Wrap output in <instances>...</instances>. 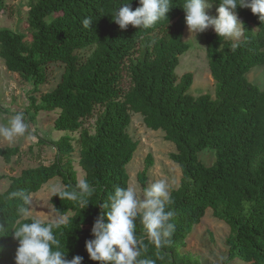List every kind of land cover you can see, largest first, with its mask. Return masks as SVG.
I'll list each match as a JSON object with an SVG mask.
<instances>
[{
  "label": "trees",
  "instance_id": "1",
  "mask_svg": "<svg viewBox=\"0 0 264 264\" xmlns=\"http://www.w3.org/2000/svg\"><path fill=\"white\" fill-rule=\"evenodd\" d=\"M128 0H31L23 33L0 27V58L6 69L31 86L26 114L33 120L40 111L58 110L59 139H39V146L56 149L53 161L21 171L18 176L0 174L9 184L0 192V264H15L18 241L12 231L32 217L18 212L21 201L13 191L34 193L49 180L60 178L65 185L78 182L72 154L71 134L78 133L77 164L95 189L89 205L51 197L55 212L67 215L70 223L54 229L66 258L84 257L83 264H99L88 258L85 241L91 239L94 219L106 211L100 204L115 187H128L126 170L138 141L127 131L133 112L144 125L162 130L174 144L169 159L181 172L180 184L170 191L174 211L170 221L175 231L170 243L156 248L137 221V236L147 245L142 257L155 264H200L191 254L181 252L186 238L203 218L207 208L229 226L228 256L223 264L240 259L241 264H264V89L250 82V70L264 64V21L249 8H237L244 33L239 40L205 33L206 58L215 95L188 93L193 73L180 78L175 69L181 54L189 49L183 40L185 0H171L166 19L151 28L121 30L112 20L115 10ZM219 5V0H209ZM132 10L138 0H130ZM1 7V6H0ZM90 17L93 24L84 28ZM237 47L233 48V44ZM91 48L83 58L79 51ZM63 63L58 84L37 98L39 86L48 81L47 68ZM123 72L130 78L122 87ZM93 121L91 127L85 126ZM204 149L214 151L215 160L206 165L198 158ZM33 151V147L29 148ZM21 155L18 145L0 147V158L12 162ZM152 158L147 156L138 178L145 186ZM50 222V221H49ZM45 223H48L45 222Z\"/></svg>",
  "mask_w": 264,
  "mask_h": 264
},
{
  "label": "clouds",
  "instance_id": "2",
  "mask_svg": "<svg viewBox=\"0 0 264 264\" xmlns=\"http://www.w3.org/2000/svg\"><path fill=\"white\" fill-rule=\"evenodd\" d=\"M138 3L140 6L135 10L131 9L130 0L115 10L112 20L121 30L129 25L145 29L153 27L158 21L166 19L171 0H138ZM210 4L209 0H185L182 8L189 32L202 33L211 27L218 37L239 40L244 28L237 16L238 7L249 8L260 21H264V0H219L215 17L205 11ZM82 24L84 28H89L93 21L85 17ZM232 47H237V44L234 43ZM29 127L23 112H18L8 126H0V137L12 142L14 138L25 135ZM94 192L86 178L79 179L75 185L55 183L48 188L49 201L55 196L74 202L81 209L89 205ZM10 197L22 202L18 212L21 216H27L33 206L31 193L13 191ZM172 203L169 186L164 180L143 189L142 196H138L134 187H115L107 201L100 204V208L106 211L94 219L90 231L92 238L85 241L88 258L99 264H155L150 258H141L142 253L147 251V245L138 239L137 221L143 226L149 241L156 248L163 247L170 243L175 231V225L170 222L174 216V211L169 208ZM52 208L55 210L53 205ZM69 223L68 217L58 212L53 222L33 219L30 223H19L12 231L13 238L18 241L15 264H83L84 257L80 255L66 258L65 247L54 233V229ZM3 229L0 226V231Z\"/></svg>",
  "mask_w": 264,
  "mask_h": 264
},
{
  "label": "rangeland",
  "instance_id": "3",
  "mask_svg": "<svg viewBox=\"0 0 264 264\" xmlns=\"http://www.w3.org/2000/svg\"><path fill=\"white\" fill-rule=\"evenodd\" d=\"M30 1L0 0V27L23 33L29 39L27 17ZM218 6L211 3L205 11L209 16L215 17ZM238 19L241 21L239 17ZM209 31H213V29L209 27L202 33H192L189 32L185 23L183 40L190 47L180 55L175 73L178 78L185 73H193V83L188 93L194 96L205 93L212 97L215 95V83L210 76L206 58L205 33ZM229 39L236 41L232 38ZM91 50V48L81 50L79 55L86 58ZM64 70V64L59 62L53 63L47 68L48 81L39 86V91L35 93L37 98L41 94L51 91L58 84ZM247 78L259 88L264 89V64L253 67L247 74ZM130 85V78L126 72H123L122 87L128 89ZM30 88V84L23 81L17 73L8 71L4 61L0 58V126H8L9 121L18 112H23L24 120L30 126L25 135L14 138L12 142L0 137V147L18 145L21 148V155L14 157L10 163H5L0 158V174L2 175L18 176L25 168L50 163L55 158L56 149L48 144L39 146L37 142L39 139L55 141L66 134V131L54 128L58 110L40 111L33 120H30L33 112L26 114L25 111L28 107L27 97ZM92 125L93 121L85 124L88 127ZM127 131L134 140L138 141L137 149L126 166L129 175L128 187H134L138 196H142V190L158 180H164L170 191L177 188L180 184L181 172L179 167L169 159V154L175 151V146L164 139V132L148 129L143 123L142 116L135 112L131 114V122ZM71 135L75 139L72 158L79 180L84 178V172L77 164L80 150L77 141L79 134ZM30 147H33L32 152L29 151ZM148 155L152 158V166L147 171L145 186L142 187L138 175L143 170ZM198 158L206 165H211L215 160V154L211 149H204L198 153ZM55 183H61L60 178L49 180L40 190L31 194L33 206L25 217L41 219L44 222L55 220L57 212L52 208L48 193L49 186ZM8 184L7 178L0 180V192L6 190ZM69 215L71 213L63 216L68 217ZM228 235L229 226L213 216L212 209L207 208L201 221L193 227L186 238V245L181 252L193 255L200 264H223L228 256L226 244ZM227 264H241V260L237 258Z\"/></svg>",
  "mask_w": 264,
  "mask_h": 264
}]
</instances>
